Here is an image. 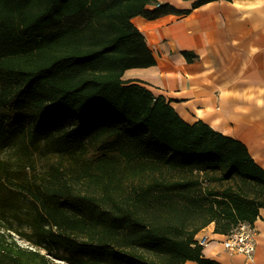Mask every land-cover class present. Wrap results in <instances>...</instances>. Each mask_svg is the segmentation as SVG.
Masks as SVG:
<instances>
[{
    "label": "trees",
    "instance_id": "1",
    "mask_svg": "<svg viewBox=\"0 0 264 264\" xmlns=\"http://www.w3.org/2000/svg\"><path fill=\"white\" fill-rule=\"evenodd\" d=\"M187 13L158 0H0V264H56L42 251L62 249L71 264H220L199 233L215 224L227 237L258 219L264 170L247 146L124 80L157 63L133 18ZM53 118L92 136L58 141L59 160L32 175ZM4 131L18 137L16 158L1 156Z\"/></svg>",
    "mask_w": 264,
    "mask_h": 264
},
{
    "label": "crops",
    "instance_id": "2",
    "mask_svg": "<svg viewBox=\"0 0 264 264\" xmlns=\"http://www.w3.org/2000/svg\"><path fill=\"white\" fill-rule=\"evenodd\" d=\"M158 1L189 13L133 18L157 63L127 70L124 80L166 98L185 122L203 121L241 141L264 170V0H219L197 8L198 0ZM254 225L253 259L228 251L215 224L197 236L210 239L204 257L220 264H264V208Z\"/></svg>",
    "mask_w": 264,
    "mask_h": 264
},
{
    "label": "rangeland",
    "instance_id": "3",
    "mask_svg": "<svg viewBox=\"0 0 264 264\" xmlns=\"http://www.w3.org/2000/svg\"><path fill=\"white\" fill-rule=\"evenodd\" d=\"M20 127L25 128V130H30L31 126L33 124L32 121L30 120H22L17 123ZM78 122L75 123V125L68 123L67 121L65 122H58V119H51L50 122L48 123L47 131L49 134V138H42L41 140H38L39 142L37 143V146L40 147L41 149H44L47 144H52L51 152L48 154V157H44L43 155H40V151H34V170H30V173L33 174H40L42 175L48 167L54 163L55 161L59 160V157L62 155V153L59 151V144L58 141H65L66 139H70L72 137H76L77 139H80L81 141H87L90 139L92 136V130H83L80 133L74 132V128ZM73 131V132H72ZM6 132L7 135V140L5 143L4 148L1 149V156L3 159H13L16 158V149H17V140L18 137L14 136V134L9 133L8 131ZM29 134L26 135V144L30 143L29 142ZM68 136V138H66ZM2 138V135H0V139ZM64 149V148H63ZM63 158L61 159L62 162L69 163L71 162V158H69V154L66 152H63ZM60 160V161H61ZM179 174V173H178ZM234 182H227V183H212L210 186L216 188V189H222L223 187H226L228 185H233ZM17 240L19 245L22 248H31V245L23 238L17 236ZM44 254H47L48 257L53 260L56 264H71L66 261L61 260L59 257H75L74 253L68 251V250H60L59 255L60 256H55V255H50L46 250L42 251ZM253 259V258H252Z\"/></svg>",
    "mask_w": 264,
    "mask_h": 264
},
{
    "label": "built area",
    "instance_id": "4",
    "mask_svg": "<svg viewBox=\"0 0 264 264\" xmlns=\"http://www.w3.org/2000/svg\"><path fill=\"white\" fill-rule=\"evenodd\" d=\"M258 230L255 225L241 223L229 236L225 238L224 246L228 251L243 254L248 259H252L257 250ZM201 246H207L210 242L208 236L198 239Z\"/></svg>",
    "mask_w": 264,
    "mask_h": 264
}]
</instances>
